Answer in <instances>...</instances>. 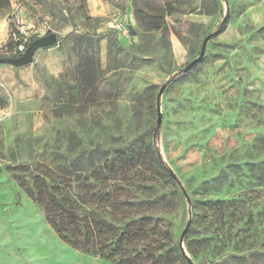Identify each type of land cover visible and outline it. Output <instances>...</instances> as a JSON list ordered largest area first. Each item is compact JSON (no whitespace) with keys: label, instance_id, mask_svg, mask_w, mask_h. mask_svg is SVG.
I'll use <instances>...</instances> for the list:
<instances>
[{"label":"rangeland","instance_id":"rangeland-1","mask_svg":"<svg viewBox=\"0 0 264 264\" xmlns=\"http://www.w3.org/2000/svg\"><path fill=\"white\" fill-rule=\"evenodd\" d=\"M21 7L28 44L49 32L57 43L12 66L13 80L0 76V264H264V0ZM11 10L0 11V57L18 55ZM208 34L204 57L173 77ZM86 59L95 72L81 85ZM150 143L171 176L149 161ZM131 145L138 157L124 151L101 173H57L83 151L114 158ZM117 187L118 197L56 224L30 195L47 204L57 189V210Z\"/></svg>","mask_w":264,"mask_h":264},{"label":"trees","instance_id":"trees-1","mask_svg":"<svg viewBox=\"0 0 264 264\" xmlns=\"http://www.w3.org/2000/svg\"><path fill=\"white\" fill-rule=\"evenodd\" d=\"M20 3L24 0H18ZM10 5V0H0V11L5 10ZM146 22L148 25H150L152 28H158L160 26V22H158L157 17L155 16H147ZM204 57V56H203ZM93 62L86 59L83 61H80L77 64V73L79 75V79L81 81V85H85L87 83V74L90 72H95ZM193 67V66H192ZM190 70L183 72L182 70L178 71L174 74L173 77H182L186 76L189 73ZM159 127L156 126L154 130V138L158 137ZM124 151H127V154H124ZM135 152V153H133ZM148 155L150 157V162L154 164V166L157 168L158 172L164 176H171L170 169L167 167L165 162L161 159L160 155L158 154L157 148L153 143L148 144L147 150ZM141 151L140 148L135 146H129L126 149L120 150L116 153V156L114 158H108L109 154L107 150H103L101 148L96 149L94 151L89 152H81L78 157L75 159V165L72 169H69L68 167L59 164L56 166L57 173L65 176V177H72L75 176L74 174H83V173H91V172H98L101 173L106 167H112L116 161H118V157L125 155V160L128 161V159H132L135 156L138 157L140 155ZM124 158V157H123ZM120 166V163L118 164ZM122 167V165L120 166ZM121 190V188H115L113 191H109L106 193H98V194H92L90 196H84L81 197L77 203H70L69 206L63 207L59 206L56 210L54 205V191H57V189L54 188V190H47V204L43 202V194L38 191L35 195L32 193L31 198L36 201L38 204H40L46 214H47V221L51 224H56L59 221L72 218L74 217L79 210L87 207H92L95 204L105 201L109 198L118 197L119 194L117 191ZM236 260H242L243 257H235Z\"/></svg>","mask_w":264,"mask_h":264},{"label":"water","instance_id":"water-1","mask_svg":"<svg viewBox=\"0 0 264 264\" xmlns=\"http://www.w3.org/2000/svg\"><path fill=\"white\" fill-rule=\"evenodd\" d=\"M134 33H135L134 29L129 27V34L133 35ZM211 36H212V34H208L207 36H205V38L202 41V45L200 47V51H199L198 56L195 57L194 59H192L191 61H189L184 66V68L182 69L183 72L190 70L192 68V66H194L199 60H201L203 58L206 43L210 39ZM56 43H57L56 34L54 32H49L43 36L37 37L34 40H32L27 45V47L25 48V50L21 54H19L17 56H12V57H0V63L1 64H9V65L15 66V67L27 65V64L32 62L33 55L37 49L52 46V45H55ZM162 89H163V86L161 87V90ZM160 123H161V113H160L159 105L157 102L156 125L159 126ZM170 174H172L171 170H170ZM187 227H188V224H186L184 230L182 231V234L180 236V240L183 238V235L186 232ZM188 262H189V264H191L190 261H188Z\"/></svg>","mask_w":264,"mask_h":264},{"label":"built area","instance_id":"built-area-1","mask_svg":"<svg viewBox=\"0 0 264 264\" xmlns=\"http://www.w3.org/2000/svg\"><path fill=\"white\" fill-rule=\"evenodd\" d=\"M12 10L9 14V20L12 24L10 31V39L13 43L15 52L21 54L28 45L26 39L27 36V25L24 22L22 16L21 3L18 0H12Z\"/></svg>","mask_w":264,"mask_h":264},{"label":"crops","instance_id":"crops-1","mask_svg":"<svg viewBox=\"0 0 264 264\" xmlns=\"http://www.w3.org/2000/svg\"><path fill=\"white\" fill-rule=\"evenodd\" d=\"M12 5V0H10ZM7 17L6 15L0 14V41L7 35ZM15 68L7 64H0V76L2 77H9L13 80L12 76L15 74Z\"/></svg>","mask_w":264,"mask_h":264}]
</instances>
